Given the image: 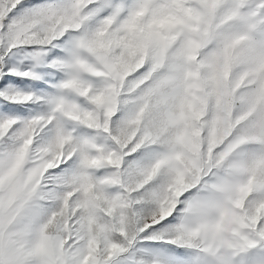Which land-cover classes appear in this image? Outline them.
<instances>
[{"label":"snow or ice","instance_id":"1","mask_svg":"<svg viewBox=\"0 0 264 264\" xmlns=\"http://www.w3.org/2000/svg\"><path fill=\"white\" fill-rule=\"evenodd\" d=\"M0 264H264V0H0Z\"/></svg>","mask_w":264,"mask_h":264}]
</instances>
